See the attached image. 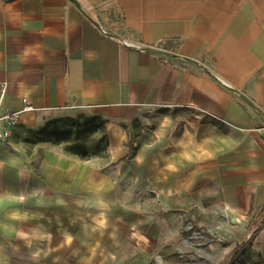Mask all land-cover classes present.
Listing matches in <instances>:
<instances>
[{"label":"crops","instance_id":"1","mask_svg":"<svg viewBox=\"0 0 264 264\" xmlns=\"http://www.w3.org/2000/svg\"><path fill=\"white\" fill-rule=\"evenodd\" d=\"M2 83L33 109L0 144V264H116L147 234L143 201L203 192L236 243L254 234L264 0H0ZM58 111L101 117L106 150L26 141ZM250 247L264 264V225Z\"/></svg>","mask_w":264,"mask_h":264},{"label":"rangeland","instance_id":"2","mask_svg":"<svg viewBox=\"0 0 264 264\" xmlns=\"http://www.w3.org/2000/svg\"><path fill=\"white\" fill-rule=\"evenodd\" d=\"M89 116L75 111H58L46 117L35 129L47 121L72 117L79 120L78 123L73 124L72 133L74 134L78 127L84 129L81 134L82 140L87 145L94 146L106 135L105 123L87 121L86 118ZM89 128L96 130L91 131ZM33 133L28 131L27 137L32 135L33 139H37ZM60 136L55 135L54 138ZM101 141L104 145L105 141ZM205 193L179 198L173 201L171 206L159 202L158 207L155 202L154 204L143 201L141 207L144 215L147 216L144 221L147 223V234H143L144 239L141 240V244L136 248H129L116 264H221L225 256L240 243L234 241L238 236L233 234L231 225L233 223L227 222L228 218L218 203ZM232 264H263V262L250 247Z\"/></svg>","mask_w":264,"mask_h":264},{"label":"trees","instance_id":"3","mask_svg":"<svg viewBox=\"0 0 264 264\" xmlns=\"http://www.w3.org/2000/svg\"><path fill=\"white\" fill-rule=\"evenodd\" d=\"M87 121H93L94 123H105V121L100 117L96 116H89L86 118ZM78 119H74L72 117H63L59 118L58 120L53 121H47L44 125L39 127L38 129H31L30 133H33L37 139H33L32 135L30 137L26 138V141L30 142H53V143H67L66 148L71 151L72 153H80L84 152L85 154H88L89 152L93 154H100L106 150L107 146V137L106 135L101 137L99 141L94 146H89L87 143L82 140L81 134L82 129L78 127L77 130L74 131V134L72 133V126L74 123H78ZM87 128V127H86ZM33 130V131H32ZM88 130V129H87ZM91 131H95L96 129H91ZM62 134L63 136H60ZM60 136L58 138H54V136ZM105 141L104 145H102V141ZM130 146V152L123 157L124 159H131L133 153L135 152V149L133 147L132 140L129 141ZM85 149H82V148ZM40 152H43V149H39ZM34 166L37 167L38 163H34ZM264 225V202L262 206L259 208L255 216L253 217L250 228L252 229V232L254 233L248 240H246L244 243L239 244L235 247V249L230 252L228 255L225 256L223 262L221 264H232V262L237 259L250 245L252 242L253 237L258 234V232L262 229Z\"/></svg>","mask_w":264,"mask_h":264},{"label":"built area","instance_id":"4","mask_svg":"<svg viewBox=\"0 0 264 264\" xmlns=\"http://www.w3.org/2000/svg\"><path fill=\"white\" fill-rule=\"evenodd\" d=\"M6 90V83L0 84V144L7 141L13 135L20 123L22 112L33 109V106H31L25 98V105L22 110H13L5 107L4 99Z\"/></svg>","mask_w":264,"mask_h":264}]
</instances>
